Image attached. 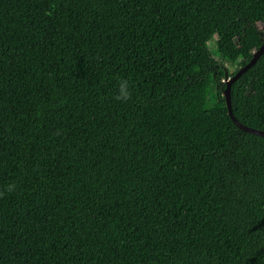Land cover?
Segmentation results:
<instances>
[{"label":"trees","instance_id":"1","mask_svg":"<svg viewBox=\"0 0 264 264\" xmlns=\"http://www.w3.org/2000/svg\"><path fill=\"white\" fill-rule=\"evenodd\" d=\"M263 40L264 0H0V264H264L223 68ZM231 107L264 130V53Z\"/></svg>","mask_w":264,"mask_h":264},{"label":"water","instance_id":"2","mask_svg":"<svg viewBox=\"0 0 264 264\" xmlns=\"http://www.w3.org/2000/svg\"><path fill=\"white\" fill-rule=\"evenodd\" d=\"M264 53V40L259 46V48L254 52L253 56L250 58V60L245 63L243 66L239 67V69L232 75L230 76L226 81V86L224 89V97H225V102H226V107L228 110V114L230 118L233 120V122L238 126L241 130L264 136V130L259 129V128H254L251 126H248L242 122H240L233 114L232 107H231V85L232 83L237 80L245 71H247L252 65L256 63L258 58Z\"/></svg>","mask_w":264,"mask_h":264},{"label":"clouds","instance_id":"3","mask_svg":"<svg viewBox=\"0 0 264 264\" xmlns=\"http://www.w3.org/2000/svg\"><path fill=\"white\" fill-rule=\"evenodd\" d=\"M130 95L131 94L128 90L127 81L121 80L119 83V89H118V94L116 96V99L126 101L130 98ZM8 190L9 191L13 190V185H9Z\"/></svg>","mask_w":264,"mask_h":264},{"label":"rangeland","instance_id":"4","mask_svg":"<svg viewBox=\"0 0 264 264\" xmlns=\"http://www.w3.org/2000/svg\"><path fill=\"white\" fill-rule=\"evenodd\" d=\"M206 41L210 43V46L212 47L214 54H215V50H214V46L216 42L215 37H207ZM223 64H224L223 68L227 74H230L233 70H235L236 68H239L237 67L236 64L229 62V61H225Z\"/></svg>","mask_w":264,"mask_h":264}]
</instances>
